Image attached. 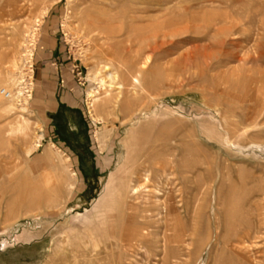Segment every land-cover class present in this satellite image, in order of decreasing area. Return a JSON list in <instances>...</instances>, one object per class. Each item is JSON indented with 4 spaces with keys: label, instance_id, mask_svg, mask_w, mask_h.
Returning a JSON list of instances; mask_svg holds the SVG:
<instances>
[{
    "label": "rangeland",
    "instance_id": "1",
    "mask_svg": "<svg viewBox=\"0 0 264 264\" xmlns=\"http://www.w3.org/2000/svg\"><path fill=\"white\" fill-rule=\"evenodd\" d=\"M0 136V264H264V0H0Z\"/></svg>",
    "mask_w": 264,
    "mask_h": 264
},
{
    "label": "bare ground",
    "instance_id": "2",
    "mask_svg": "<svg viewBox=\"0 0 264 264\" xmlns=\"http://www.w3.org/2000/svg\"><path fill=\"white\" fill-rule=\"evenodd\" d=\"M92 25V23H91ZM93 26V25H92ZM3 94V93H2ZM7 93H4L3 95L6 96V97H9L10 94L8 93V96L6 95ZM1 138V136H0ZM1 140V139H0ZM2 141V140H1ZM4 141V139H3ZM3 143V142H2ZM7 143H9L7 141ZM6 144V143H5ZM1 145V144H0ZM3 145V144H2ZM164 167V166H163ZM3 171H4V174H8V168L7 166L5 167H2ZM137 172V171H136ZM3 175L1 174L0 172V178L2 177ZM137 176V175H136ZM3 178V177H2ZM126 178V177H125ZM136 178V177H135ZM10 180V179H8ZM147 180V179H146ZM1 181V180H0ZM4 181V180H3ZM128 181V180H127ZM130 181V180H129ZM8 182V181H7ZM123 182V180L121 181ZM125 182V181H124ZM143 182V181H142ZM10 183V182H9ZM130 183V182H129ZM126 184V183H125ZM143 184V183H142ZM7 185V183H6ZM122 185V184H121ZM130 185V184H129ZM119 186V185H118ZM120 187V186H119ZM139 187V186H138ZM130 188V187H129ZM128 188V189H129ZM141 188V187H140ZM120 189V188H119ZM143 189V188H142ZM3 191V190H2ZM122 191V190H121ZM124 191V189H123ZM128 190H126V199L127 201L125 202V204L123 205V207L128 210V211H134L137 206H135L134 203H128ZM132 194H133V202L137 201L141 196L138 195V192H137V189H132ZM244 193V192H243ZM125 194V193H124ZM121 195V194H119ZM117 196V194H116ZM120 197V196H119ZM130 198V197H129ZM125 199V198H124ZM119 200V199H118ZM122 201V200H120ZM171 204V203H170ZM172 205V204H171ZM122 207V206H121ZM164 207V206H163ZM139 208V206H138ZM142 208V207H141ZM140 209V208H139ZM142 214L146 213L148 211V208H143V209H140ZM136 211V210H135ZM167 212L168 214L172 212V209L171 207L167 208ZM134 213V212H133ZM129 214V215H126V216H114L116 219H118L119 217L121 218V221L119 223H115L114 222V225H112L110 228H109V236L112 237V238H119L124 244H126L127 246L132 247V246H136L135 248L138 249L140 248V245L143 244V245H146V242H147V239L152 236V233L150 231V223L149 222H140L138 219L141 218V219H144V215H141V216H138L137 213L136 214ZM172 214V213H171ZM161 217V216H160ZM105 219V218H104ZM119 220V219H118ZM116 220V221H118ZM157 221V220H156ZM157 224V223H156ZM163 225V224H162ZM159 228V227H158ZM161 228V227H160ZM164 228V227H163ZM164 231V230H163ZM156 235H158V232H156ZM189 236V235H188ZM193 236V235H192ZM227 236V235H226ZM164 238V237H163ZM248 238V237H247ZM188 239H191L188 237ZM171 240V238H170ZM186 240V239H185ZM193 240V239H192ZM192 240H190L192 242ZM226 242V240H225ZM239 242V241H237ZM190 243V242H189ZM192 243H195V241H193ZM149 245V244H148ZM233 245V244H232ZM191 246V245H190ZM193 246V244H192ZM236 246V245H235ZM185 247H186V244H185ZM195 248V247H193ZM178 249V248H177ZM188 249V248H186ZM185 249V250H186ZM191 249V248H190ZM189 249V250H190ZM237 250L239 249V247L236 248ZM124 253H128V248H125L123 249ZM187 251V250H186ZM185 251V252H186ZM190 252V251H189ZM188 252V253H189ZM187 253V254H188ZM183 262V261H182ZM181 262V263H182ZM178 264V263H177ZM183 264H186L185 262Z\"/></svg>",
    "mask_w": 264,
    "mask_h": 264
},
{
    "label": "crops",
    "instance_id": "3",
    "mask_svg": "<svg viewBox=\"0 0 264 264\" xmlns=\"http://www.w3.org/2000/svg\"><path fill=\"white\" fill-rule=\"evenodd\" d=\"M49 32H48V36L46 39H44V41L46 42V46L43 48H41L42 52H39L38 54V59L37 62H43L45 60L47 61H56V60H60V58H62L64 56V51L62 49L61 46H59V43L57 42V40L51 38L49 36ZM49 37V38H48Z\"/></svg>",
    "mask_w": 264,
    "mask_h": 264
},
{
    "label": "built area",
    "instance_id": "4",
    "mask_svg": "<svg viewBox=\"0 0 264 264\" xmlns=\"http://www.w3.org/2000/svg\"><path fill=\"white\" fill-rule=\"evenodd\" d=\"M33 67V66H32ZM32 69V68H31ZM33 74V69L31 71ZM33 83L31 82V78H27L26 80L24 79L22 81V85H21V91L23 92V94H25L28 97H31L32 93H33ZM2 93H6L5 91H2ZM8 96V93L6 94Z\"/></svg>",
    "mask_w": 264,
    "mask_h": 264
}]
</instances>
